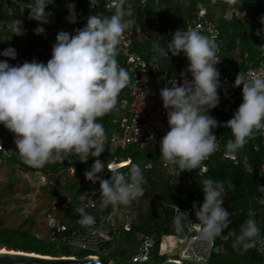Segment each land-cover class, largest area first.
Instances as JSON below:
<instances>
[{
  "label": "clouds",
  "instance_id": "9594fccd",
  "mask_svg": "<svg viewBox=\"0 0 264 264\" xmlns=\"http://www.w3.org/2000/svg\"><path fill=\"white\" fill-rule=\"evenodd\" d=\"M53 3L32 0L30 19L50 23L53 13L46 9ZM98 4L99 0H90L91 7ZM68 7L69 22L75 23V5ZM125 29L119 10L110 17L90 15L74 35L65 31L57 34L46 64L33 60L11 65L0 60V124L14 134L16 152L27 165L40 167L74 155L98 158L105 151V130L97 119L115 107L119 93L130 81L117 60ZM15 31L16 35L24 34L22 21L17 20ZM34 31L42 35L45 28L38 26ZM156 50L162 57L183 54L189 61L187 71L192 79H185L182 85L176 81L160 92L169 126L160 141V153L168 171L180 176L183 171L200 168L219 148L213 132L219 123L210 115L220 102L218 44L214 37L187 26L186 30L175 31L166 49ZM0 55L16 59L17 52L10 47ZM234 86H242V103L224 124L234 137L227 142L225 154L233 158L256 131L264 130V70L240 72ZM104 169L105 164L96 159L84 173L87 180L99 181L104 206L128 205L143 196L144 177L139 164H132L127 174L108 167L110 179L98 175ZM203 183L204 201L202 205L194 203L193 210L202 227L201 236L211 239L229 227L232 213L223 207L225 182L207 179ZM78 212L82 226L94 224V217L84 207ZM173 222L178 232L193 223L189 213L178 207ZM256 243L264 244V233L250 217L241 225L235 244L248 249Z\"/></svg>",
  "mask_w": 264,
  "mask_h": 264
},
{
  "label": "built area",
  "instance_id": "2783aa9c",
  "mask_svg": "<svg viewBox=\"0 0 264 264\" xmlns=\"http://www.w3.org/2000/svg\"><path fill=\"white\" fill-rule=\"evenodd\" d=\"M68 1L69 0H54L52 5L56 7L62 6L63 2ZM78 1L79 0H74L71 4L75 5ZM82 1L87 3L84 7L86 12L103 14L101 16H104V13L106 12L117 11L119 7V0H99V4L94 8L90 6V0ZM140 1L144 2L145 0ZM47 2L51 3L52 0H47ZM262 3L264 5V0H262ZM16 5L20 6V3L17 2ZM25 6L30 7L28 4H25ZM65 6L66 8H69L67 5ZM126 6L127 9H131L130 2H128ZM248 10V6H246L244 1L238 0L235 3H230L228 5L221 19L231 24L238 22L242 23L247 17ZM262 17H264V11L257 17V21L260 24H262ZM123 22L126 25V29L123 33L122 42L118 46L123 54V64H120L119 66L127 70L130 81L127 86L121 90V95L118 96L115 107L106 115L97 119V122L101 123L105 130V150L113 148L116 151H124L130 147L138 146L144 154L143 164L140 166L143 170V177H145V175L150 172L155 165H158L162 167L166 175L174 176L183 186L188 187L193 186V182L196 178L204 177L210 171L214 157H220L222 160L230 161L235 166L239 165L241 163L239 154L236 153L234 158L225 154L222 131L219 127H217L213 130V132L218 138L219 148L215 153L202 162V166L200 168L193 171H183L180 176L179 174H172L168 171L169 166L166 165L160 153V141L169 130L167 112L163 106L160 92L161 89L168 87L169 84H174L176 81L179 85H182L185 79H192L191 74L187 71L189 61L183 54L175 57H164V59H169L172 62L173 71H170L169 69H162L158 63L155 66L153 63H148L139 52L134 51V47L137 43V34L139 32L138 28L135 24H133L131 19L126 20L123 18ZM75 23H72V25ZM262 25L264 26V24ZM187 26L198 28L203 34L214 37L216 43L218 44L217 55L221 61L216 67L220 72L221 79V86L218 89L220 102L215 109L210 110V115L215 118V114L224 113L226 109L231 111L233 115L242 103V86H234L237 74L240 72L246 73L249 71L255 72L264 70V50L261 55V59L259 60V65L249 63L247 67H238L235 72H232L229 63L224 59L228 41L224 38L217 19L210 17L208 8L206 6L199 8L195 16L187 22L185 30ZM10 28H12L11 25H7V29ZM23 31L24 34L20 36L30 42L31 34L24 29ZM60 31L70 33L74 30L72 28L63 27V29L59 30L57 33ZM260 41L264 44V36ZM5 49L0 50V53H3ZM16 52V59H11L3 55H0V57L8 60H20L21 56L17 50ZM237 54L240 53L237 52ZM244 58H248V55H245ZM101 118H106V120L101 122ZM257 133L260 140L254 144L253 148L256 151H260L261 149L264 150V130L256 131L252 137H254ZM14 139V134L0 124V158L9 159L14 156L21 157L18 152H16L18 149L14 143ZM149 152H153L155 155L157 154L158 159L155 160L152 158ZM74 156H76L80 162L87 163V165L97 159V157L88 158L87 155ZM86 158L88 159L86 160ZM156 161L158 163H156ZM58 162L61 161L50 160L47 164L55 165ZM124 163L118 161L117 158H114L106 164L104 171L98 175L102 179H105L111 175V171L108 167H113V165H116L115 167H119ZM127 163L128 166L118 170L121 171L131 166L133 164V160L129 159ZM59 169L58 173H43L40 175V187L49 190L52 194L49 199L50 201L46 210V216L48 225L53 231L52 236L54 240L62 237L71 241L75 246H78L84 251H92L97 248L98 244L118 239L123 231H131L134 219L132 216V209L135 200L128 205L104 206L102 203L103 198L100 194L99 181L93 183L92 181L87 180V188L81 190L76 196H79L78 201L80 203L76 206L73 218L76 222H78V224H80V214L78 209L84 207L85 211L94 217V224L88 227L80 224L82 228H85V231L78 229L72 237H64V235L68 233L69 228L63 222H58L57 218L54 217V214L57 213L63 218V216L66 215L71 206L74 204L75 196L72 195L65 198H58L55 197L54 192H62L66 188H69L70 181L79 176L85 177L84 173L86 170H89L90 167L83 170V168L79 165L70 164L66 167L61 166ZM77 187L81 188V185L78 184ZM259 193L264 202V185L259 188ZM225 194L226 190L224 191V197ZM81 195H83V199H81ZM119 211L123 214L124 219V225L121 229L116 228L113 224ZM201 230L202 227L199 224L192 223L189 227L188 236L185 239L188 240V243L191 246L186 247L187 251L182 254V258L184 260L203 262L211 257L212 250L214 248V238H203L201 236ZM185 239H179L178 244L184 243ZM155 243L156 242L153 236L144 235L142 237L140 251L135 257V262L141 264L148 262L150 252L153 251L156 246ZM254 247L259 249L261 252H264V244L256 243Z\"/></svg>",
  "mask_w": 264,
  "mask_h": 264
},
{
  "label": "trees",
  "instance_id": "16d2710c",
  "mask_svg": "<svg viewBox=\"0 0 264 264\" xmlns=\"http://www.w3.org/2000/svg\"><path fill=\"white\" fill-rule=\"evenodd\" d=\"M19 1L30 6L32 3V0ZM212 1L213 0H190L188 7H185L184 9V14L180 16H177L175 13V0H145V2L123 0V3L119 0V7L117 10L122 13L123 18L128 20L129 16L127 12L130 11V9H127L126 5L130 2L132 10L131 18L139 23V21H142L146 15L155 16L156 14H160L158 9L166 8L165 12L170 18L171 30L169 33H166L163 38L158 40V43L162 46L159 48L166 49V42L171 40L172 35L176 30H185L187 22L195 16L199 10V6H206L210 12V17L214 18L216 10H220L223 15L228 5L230 3H235L238 0H220V3L217 5H213V3L211 4ZM243 1L249 9L244 22L231 24L223 19L218 20L223 36L228 41L224 59L229 63L232 72H235L238 67H247L249 63L259 65V60L261 59L264 50V44L260 41L264 36V26L257 21V17L264 11L262 0ZM71 2H74V0L63 2L62 6L57 7L49 4L46 11H57L58 25L64 28H72L74 31L70 33L73 35L75 34L76 29L83 28L86 25L87 18L90 15H103L86 12L84 7L87 3L79 0L78 3L75 4V11L78 13L76 23L72 25V22H64L66 14L62 13L61 10L66 8L65 5L68 7ZM58 9H60V11ZM30 11L31 10L29 9H22L20 6L12 3L11 0H0V50L14 47L21 56L20 60H8L2 57H0V60H7L11 65H16L18 63L23 64L25 61L31 62L33 60L46 64L48 60L51 59L52 46L56 42L58 29L53 30V28L47 27L45 24H40L38 21L30 19ZM115 13L116 11L106 12L104 13V16L110 17ZM17 20L22 21V28L31 34L30 42H28L27 39L22 38L20 35H16L15 25ZM9 24L12 28L7 29V25ZM38 26L45 28L44 34L37 35L35 33L34 30ZM258 30L261 32V35L259 36L256 35ZM134 51L139 52L148 63H151L156 57L157 63L162 69L173 71L172 62L169 59H164V57L159 54V51L152 47V42H147L143 46H139V44L136 43ZM237 52L240 54H237ZM245 55H248V58H244ZM117 60L119 65L123 64V54L119 48ZM119 95H121V92ZM233 115L231 111L227 109L224 113L215 114V119L219 123L218 127L222 131L224 149L227 142L230 139H234L231 130L224 126L227 121L233 118ZM105 120L106 118L100 119L101 122ZM259 140L260 137L258 133L248 140L243 149L237 153L241 158V163L237 166L230 161L222 160L220 157H214L210 171L204 177L196 178L191 187L183 186L177 178L171 175H166L162 167L155 165V167L144 177V183L142 185L144 191L143 196L135 199L138 202V210H140L139 231H142V236L150 235L153 237L157 236L158 238L165 237L166 242H168L171 236H176L178 240L187 238L189 226H186L182 233L175 229L173 217L176 208L178 207L182 212L187 211L193 224L200 225L195 215V211L193 210V204L197 203L202 205L204 201V193L202 191L204 186L203 182L207 179H212L213 181L225 182L226 194L223 207L232 213L230 216L232 223L221 235L214 237V247L220 243H226L229 246L232 241H236L237 236L240 234L241 225H243L248 218L252 217L257 221V215L259 212L264 215V204L258 202L259 199L262 200L259 188L264 185V150L261 149L260 151H256L253 148L254 144L259 142ZM128 150L132 151V153L129 152L124 158H117V160L120 162H128L129 159H132L133 164L135 163L141 166L143 164L144 156L141 149H139L138 146H133L124 151L126 152ZM149 154L155 160L158 159L157 154L155 155L153 152H149ZM13 158H19V156H14ZM244 161L247 162L245 163ZM156 163L158 162L156 161ZM70 164L79 165L83 170H86L88 167L87 163L80 162L76 156H70L55 165L46 164L44 169H42V172L44 174L50 172L58 173L61 166L66 167ZM130 167L131 166L121 170V172L127 174ZM105 179H109V176ZM229 184L232 186L230 187ZM84 189L85 188L83 187L78 188L76 186L74 190L76 193L74 192L75 195H73L75 196V202L66 215L63 216V218L61 217L63 221L69 216V214H72V216L74 215L76 206L80 203L78 201L79 196H76ZM55 193L56 192H54V194ZM149 202H152V206H150L147 212H143L144 206ZM251 211H253L254 215L250 214ZM160 224L166 226L162 232L158 231ZM259 227L262 228V231L264 232V227ZM231 229L234 230V237L229 236ZM81 230L85 231V228ZM76 231H74L72 235H68L70 232L69 229L64 237H72ZM125 234H127L128 239L133 240L134 242L132 243L136 245L135 252L130 253V256L138 254L142 239L135 233V227L131 229V231H123L118 239L111 242H105L104 244L114 246L115 244L122 242L123 235ZM223 236L227 237L225 242L222 240ZM159 240H157L156 243L157 252L160 245ZM123 255L128 254L123 253Z\"/></svg>",
  "mask_w": 264,
  "mask_h": 264
},
{
  "label": "rangeland",
  "instance_id": "374dc122",
  "mask_svg": "<svg viewBox=\"0 0 264 264\" xmlns=\"http://www.w3.org/2000/svg\"><path fill=\"white\" fill-rule=\"evenodd\" d=\"M189 1L190 0H175V13L177 16L184 14V9L185 7H188ZM11 2L14 4L18 2L20 3V7L22 9L31 10L19 0H11ZM212 3L213 5H217L220 3V0H213L211 4ZM201 7L199 6V8ZM58 10L60 11V9ZM158 10L160 14H156L155 16L146 15L142 21H139V23L131 18L132 10L130 9L128 12L126 10L129 16L128 18L132 20L133 24H135L139 30L137 34V43L139 46H143L147 42H152V47L154 49L162 47L158 43V40L163 38L166 33L170 32V18L166 15V8H160ZM48 12L53 13V15L50 17V23L45 25L53 28V30L58 29L59 31L63 29L62 26L58 25V12L55 10ZM61 12L66 14L64 22H69V8H64ZM221 17V11L216 10L214 18L218 21ZM151 63H153L154 66L157 65V58L155 57ZM129 152L132 153L130 150L125 152L116 151L111 148L109 150H105L101 154L100 157L102 158L98 157L97 159H101V162H103L106 166L110 160L114 158H124ZM87 159L88 158H86V160ZM244 162L246 163L247 161ZM93 163L94 161L89 163L87 166L91 168ZM46 164L40 167H33L27 165L22 157L16 159L0 158V248H6L9 253L39 256L43 258L51 257L44 256V254H56L59 256L61 250L63 249L68 250L70 254L78 257L79 259H85L93 256L91 252L82 250L65 238L59 237L56 240L53 239V231L48 225L46 216V210L52 194L49 190L40 187V175L43 174L42 169H44ZM51 173L52 172L47 174ZM110 177L111 175L109 176V179ZM78 184H80L83 188H87L88 182L86 177L79 176L76 179L71 180L69 188H66L62 192H56L55 197L65 198L75 195L76 192L74 190ZM258 202L260 204H264L261 199H259ZM137 206L138 202L135 200L132 209V216L134 219L131 228L133 229L135 227V233L142 239L143 233L142 231H139L140 210H138L139 208ZM150 206H152V202L146 203L143 212H147ZM250 214L254 215L253 211H251ZM54 217L57 218L58 222H63L68 226L70 229L68 235H72V233L78 229H83L78 222L74 221V215L72 216V214H69L64 221L57 213L54 214ZM257 217L259 226L264 227V215L259 212ZM113 224L118 229L123 228L124 219L123 214H121L120 211L117 213ZM164 227L166 226L160 224L158 231L162 232ZM182 231L179 232L182 233ZM123 236L124 237L120 245H116V248L114 247V249L111 248L107 251L108 254L106 255L108 260H106L104 264L116 263V260L111 259V257H114L113 254L119 255L116 256V258L123 264H134L131 261L129 253L128 256L122 254L125 250L135 252L136 245L132 243L134 242L133 240L128 239L127 234ZM229 236H235L233 229L230 230ZM154 239L156 243L157 240L160 239L159 250L157 253L153 254L152 259L146 264H160L167 258L180 260L184 264H248V262H246L247 258L249 255L253 254L260 256L264 260V252H261L254 246L245 249L242 246L236 245L235 241H232V243L229 242L231 243L229 246L226 245V243L217 244L212 250V256L203 262L184 260L182 258V254L187 251L186 247L191 246L187 239H185V242L182 244H178L179 240L176 236H171L168 242H166L165 237L158 238L155 236ZM222 240L225 242L227 237L223 236ZM163 256L165 257L164 259L161 258Z\"/></svg>",
  "mask_w": 264,
  "mask_h": 264
},
{
  "label": "water",
  "instance_id": "95a60500",
  "mask_svg": "<svg viewBox=\"0 0 264 264\" xmlns=\"http://www.w3.org/2000/svg\"><path fill=\"white\" fill-rule=\"evenodd\" d=\"M0 264H104L99 257L79 258H43L25 254L0 252ZM160 264H184L180 260L169 258Z\"/></svg>",
  "mask_w": 264,
  "mask_h": 264
},
{
  "label": "flooded vegetation",
  "instance_id": "af4514ba",
  "mask_svg": "<svg viewBox=\"0 0 264 264\" xmlns=\"http://www.w3.org/2000/svg\"><path fill=\"white\" fill-rule=\"evenodd\" d=\"M261 229V232L262 233H264L263 231H262V228H260ZM120 243L121 242H119V243H117V244H115L114 246H109V245H107V244H104V243H102V244H99L98 246H97V248L95 249V250H92V251H89V252H91L92 254H93V256H96V257H99L103 262H106V260H108V257H107V255L106 254H108L107 253V251L108 250H110L111 248H113L114 249V247L117 245H120ZM73 244V243H72ZM227 245V244H226ZM116 248V247H115ZM140 248H141V245H140V247H139V249H138V252L140 251ZM124 253L126 254H130V253H132V252H130V251H128V250H125L124 251ZM155 253H157V249H156V246H155V248H154V250L153 251H151L150 252V256H149V261L152 259V256H153V254H155ZM114 255V257L112 258L111 257V259H114V260H116V263H114V264H123V263H121L120 262V260L119 259H117L116 258V256H119V255H115V254H113ZM123 255V254H122ZM137 255V254H136ZM136 255H133V256H131V258H132V262L134 263V264H141V263H137V262H135V257H136ZM44 256H51V257H54V258H78V257H76V256H74V255H72V254H70L69 252H68V250H61V253H60V255L59 256H57L56 254H44ZM126 256H128V255H126ZM159 256V255H158ZM160 257V256H159ZM162 259H164L165 257L163 256V257H161ZM167 259H169V258H167ZM246 262H248V264H264V260L260 257V256H258V255H255V254H253V255H249V257L247 258V261ZM146 263H148V262H146ZM146 263H142V264H146Z\"/></svg>",
  "mask_w": 264,
  "mask_h": 264
},
{
  "label": "bare ground",
  "instance_id": "6f19581e",
  "mask_svg": "<svg viewBox=\"0 0 264 264\" xmlns=\"http://www.w3.org/2000/svg\"><path fill=\"white\" fill-rule=\"evenodd\" d=\"M124 162H125V163H124ZM124 162H122V163H124V164L121 165V166H119V167H115L116 165H113V167H115L116 169H120V168H124V167L128 166L127 161H124ZM117 164H121V163H117ZM0 252H7V251L4 250V249H1V248H0Z\"/></svg>",
  "mask_w": 264,
  "mask_h": 264
},
{
  "label": "crops",
  "instance_id": "0c3cea01",
  "mask_svg": "<svg viewBox=\"0 0 264 264\" xmlns=\"http://www.w3.org/2000/svg\"><path fill=\"white\" fill-rule=\"evenodd\" d=\"M58 32V31H57ZM4 250L8 251L6 248H4Z\"/></svg>",
  "mask_w": 264,
  "mask_h": 264
}]
</instances>
